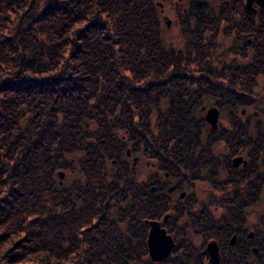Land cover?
<instances>
[{"label":"trees","instance_id":"1","mask_svg":"<svg viewBox=\"0 0 264 264\" xmlns=\"http://www.w3.org/2000/svg\"><path fill=\"white\" fill-rule=\"evenodd\" d=\"M196 47L166 41L153 0H0V264H128L113 129L161 123L162 74Z\"/></svg>","mask_w":264,"mask_h":264},{"label":"flooded vegetation","instance_id":"2","mask_svg":"<svg viewBox=\"0 0 264 264\" xmlns=\"http://www.w3.org/2000/svg\"><path fill=\"white\" fill-rule=\"evenodd\" d=\"M263 3L186 0L176 8L175 47L197 46L195 64L163 73L159 90L165 117L193 134L158 135L172 123L165 117L154 132L136 118L114 127L124 196L112 206L125 215L116 224L128 264H264ZM203 58L216 70L200 71Z\"/></svg>","mask_w":264,"mask_h":264},{"label":"rangeland","instance_id":"3","mask_svg":"<svg viewBox=\"0 0 264 264\" xmlns=\"http://www.w3.org/2000/svg\"><path fill=\"white\" fill-rule=\"evenodd\" d=\"M154 3H156V7L160 16V20L161 23L163 25V31H164V38L165 36L168 37V39H166L167 42L172 43L174 46L177 45L179 42V38L177 37L178 35V23H177V18H176V8H183L186 6V0H153ZM177 6V7H176ZM179 10V9H178ZM167 18L171 21V25L170 27H166L165 25V19ZM171 38V39H170ZM155 115H153L151 117V122L150 124L153 125L152 131L154 132L155 129ZM137 120V118L135 119ZM60 173V172H59ZM70 178V176H68L67 174L64 173V176L62 178V180L56 176V181H61V184H65V182L68 181V179ZM263 215H264V205H263Z\"/></svg>","mask_w":264,"mask_h":264},{"label":"water","instance_id":"4","mask_svg":"<svg viewBox=\"0 0 264 264\" xmlns=\"http://www.w3.org/2000/svg\"><path fill=\"white\" fill-rule=\"evenodd\" d=\"M263 1H264V0H263ZM250 2H251V0H246V3H247L248 6H249ZM263 6H264V3H263ZM59 175H60V177H61V176H62V173H60Z\"/></svg>","mask_w":264,"mask_h":264}]
</instances>
